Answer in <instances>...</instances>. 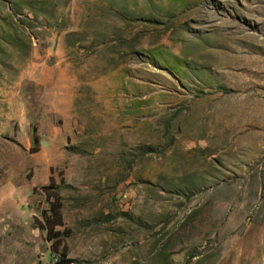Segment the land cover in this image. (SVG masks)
<instances>
[{
	"label": "rangeland",
	"instance_id": "obj_1",
	"mask_svg": "<svg viewBox=\"0 0 264 264\" xmlns=\"http://www.w3.org/2000/svg\"><path fill=\"white\" fill-rule=\"evenodd\" d=\"M62 252L264 264V0H0V264Z\"/></svg>",
	"mask_w": 264,
	"mask_h": 264
},
{
	"label": "trees",
	"instance_id": "obj_2",
	"mask_svg": "<svg viewBox=\"0 0 264 264\" xmlns=\"http://www.w3.org/2000/svg\"><path fill=\"white\" fill-rule=\"evenodd\" d=\"M36 141V139H34ZM45 190H47L48 185L43 186ZM46 212V211H45ZM43 212V223H40V228L42 230H45L47 233L52 232L55 225L60 224V216H59V210L58 208H55V205L53 202H50V207L47 209V213ZM58 235L57 231H54L52 233V236L50 237V240L53 239ZM58 257L54 264H72L74 263V259H71L69 257H66V253H57Z\"/></svg>",
	"mask_w": 264,
	"mask_h": 264
}]
</instances>
